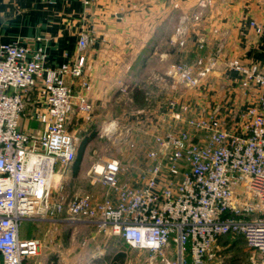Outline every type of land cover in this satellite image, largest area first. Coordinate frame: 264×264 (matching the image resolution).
Here are the masks:
<instances>
[{
    "label": "built area",
    "instance_id": "built-area-1",
    "mask_svg": "<svg viewBox=\"0 0 264 264\" xmlns=\"http://www.w3.org/2000/svg\"><path fill=\"white\" fill-rule=\"evenodd\" d=\"M80 1L86 14L97 2ZM199 6L205 7V1ZM200 19L194 14L190 20ZM189 32V19L183 17L170 46L184 50ZM89 44L90 34L84 31L79 56L53 69L45 66L42 49L0 45L3 264H30L38 255L40 241L21 235L28 221L94 227L97 234L147 252L145 264H207L215 258L220 237L242 236L252 253L251 264H264V66L238 59L227 63L238 75L234 89L251 98L247 108L227 121L220 111L228 109L221 105L185 117L195 106L176 97L167 99L166 126H155L153 116L148 119L155 146L137 177L123 182L120 161H102L87 176L92 186H103V195L87 192L69 198L64 179L77 160L79 141L70 124L75 114L90 115L94 110L86 94L90 82L84 77ZM204 46L200 39L198 49ZM213 68L211 59L198 56L192 63L173 64L167 76L189 91H202ZM36 90L42 98L29 106ZM23 119L37 122L40 131H24ZM118 131L109 123L101 137L111 139Z\"/></svg>",
    "mask_w": 264,
    "mask_h": 264
},
{
    "label": "crops",
    "instance_id": "crops-1",
    "mask_svg": "<svg viewBox=\"0 0 264 264\" xmlns=\"http://www.w3.org/2000/svg\"><path fill=\"white\" fill-rule=\"evenodd\" d=\"M201 1H205V7L199 6ZM194 14L201 15L197 23L190 20ZM183 17L189 19V40L186 48L178 51L169 43ZM255 27L261 28L260 34ZM84 31L90 34L84 53V77L90 82L86 94L94 110L90 115H74L72 121L78 129L85 125L88 129L100 125L102 129L109 123L121 129L122 113L146 108L153 113L151 122L165 127L169 117L164 106L167 99L175 97L195 106L185 117L205 108L201 97L208 82L196 92L177 85L167 76L173 64L192 63L198 56L211 59V81L225 88L236 87L238 81L237 73L227 66L230 60L264 66V0H97L90 14L80 0H0V45L17 44L32 52L42 49L48 68H59L79 56L78 41ZM200 39L205 43L203 50L198 49ZM39 98L42 93L33 91L29 106ZM238 100L245 108L251 104V98L239 95ZM136 122L139 124L133 119L132 126ZM21 128L40 131V125L28 119L22 120ZM77 170L72 164L66 172L65 194L69 198L76 194L68 182ZM51 222L68 228L78 226ZM70 234L65 231L62 235L63 248L74 240L76 234Z\"/></svg>",
    "mask_w": 264,
    "mask_h": 264
},
{
    "label": "rangeland",
    "instance_id": "rangeland-1",
    "mask_svg": "<svg viewBox=\"0 0 264 264\" xmlns=\"http://www.w3.org/2000/svg\"><path fill=\"white\" fill-rule=\"evenodd\" d=\"M211 78L208 79V89L201 97L205 101L206 107H202L198 111L199 113L203 111H205L203 113H207L206 111L221 105L224 110L228 109L227 112L220 111L221 115H223L222 118L225 117L227 121L230 117L233 118L235 116L237 110H243L245 107H242L240 100H238L239 93L237 89V91L234 88L225 89V86L221 84L214 85L215 81H211ZM234 102L238 105H235ZM141 104L139 103L138 107H141ZM229 104L234 105L230 106ZM140 111L122 113L124 114L123 128L119 129L111 139L101 137L100 125L92 129L94 132L93 138L89 140V144L82 154L77 174L68 182L76 193L93 192L97 197L103 195V186H92L87 176L89 169L94 164L102 161L119 160L122 168L121 180L123 182L134 180L137 177L145 162L147 153L155 146L151 134L153 129L148 124V119L152 118L153 114L151 115L147 108ZM196 113L192 115L195 116L197 115ZM126 117L131 118V120L125 119ZM222 118H220L221 121L223 120ZM133 119H138L139 124L136 122L137 124L135 123L132 126L131 121ZM86 127L87 125L78 129L74 126L73 121L70 124V131H74L79 140L77 158L82 137L89 130ZM74 167L75 164H73ZM65 231L76 235L74 240L71 239L69 245L63 248L62 235ZM95 234L97 236L92 239ZM21 235L24 238H37L40 240L41 249L35 258L30 259V264H51L50 258L52 255L57 257L58 264H145L148 254L145 251L127 248L122 240L117 237L97 234L94 227L84 224L78 225L77 228L76 226L68 228L67 226H59L51 221L45 224L28 221L23 223ZM83 240H87L86 245L83 244ZM244 249L248 251L247 248ZM215 251L217 255L207 264H223L225 257L224 254H220V252L224 251L221 245Z\"/></svg>",
    "mask_w": 264,
    "mask_h": 264
},
{
    "label": "trees",
    "instance_id": "trees-1",
    "mask_svg": "<svg viewBox=\"0 0 264 264\" xmlns=\"http://www.w3.org/2000/svg\"><path fill=\"white\" fill-rule=\"evenodd\" d=\"M138 99L139 98H137V100ZM93 133L94 132L92 131V129H89L86 133H84V136L82 137L79 156L75 163L76 170L79 167L82 154L86 146L89 144V140L93 138ZM217 244L218 246L221 245V247L224 250L220 252V254H224V257H225L223 264H251L250 257L252 256V253L249 250L245 251L244 248H246V243L242 236L220 237ZM215 253L217 255L216 251ZM50 263L58 264V259L55 255L51 256Z\"/></svg>",
    "mask_w": 264,
    "mask_h": 264
}]
</instances>
